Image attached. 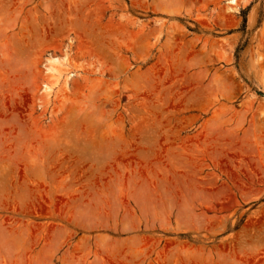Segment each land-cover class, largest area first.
<instances>
[{"label": "rangeland", "instance_id": "374dc122", "mask_svg": "<svg viewBox=\"0 0 264 264\" xmlns=\"http://www.w3.org/2000/svg\"><path fill=\"white\" fill-rule=\"evenodd\" d=\"M0 264H264V0H0Z\"/></svg>", "mask_w": 264, "mask_h": 264}, {"label": "trees", "instance_id": "16d2710c", "mask_svg": "<svg viewBox=\"0 0 264 264\" xmlns=\"http://www.w3.org/2000/svg\"><path fill=\"white\" fill-rule=\"evenodd\" d=\"M245 15H246V13H245V12H242V16H243V20H242V29L245 28V22H246V20H245Z\"/></svg>", "mask_w": 264, "mask_h": 264}]
</instances>
